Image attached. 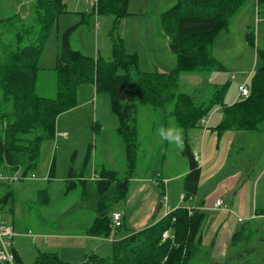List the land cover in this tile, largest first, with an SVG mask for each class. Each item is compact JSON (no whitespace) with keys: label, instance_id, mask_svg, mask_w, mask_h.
Returning <instances> with one entry per match:
<instances>
[{"label":"rangeland","instance_id":"374dc122","mask_svg":"<svg viewBox=\"0 0 264 264\" xmlns=\"http://www.w3.org/2000/svg\"><path fill=\"white\" fill-rule=\"evenodd\" d=\"M62 2L66 11L60 13L50 27L38 60L36 95L55 94V64L61 36L74 24L76 29L70 34L69 44L82 54L94 59H111L112 38L119 37L122 38L125 52L136 56L139 70L169 72L173 69L176 56L169 48L166 36L159 34L156 29L159 14L172 3L166 4L162 0H128L127 14L116 23L113 14H97L98 0ZM35 3L36 0H0V19L13 15L4 22L0 21V56L9 55L16 44L15 33L21 32L24 37V29L28 22H32L31 16L27 17L18 11L19 6L27 10L31 8L30 15L34 12ZM26 17L30 19L27 24L20 23ZM248 30L254 33L252 44L245 39ZM257 48L264 49V12L256 0H246L230 19L227 29L222 30L214 39L212 54L223 67L210 72L183 71L179 74L178 91L190 95L195 101H201L213 96L216 87L225 85L221 93L222 102L227 105L235 102L238 99V86L244 84L249 87L254 69L261 64ZM217 106L222 114L220 104H216L209 111V116L213 115ZM134 123L136 152L132 166L118 132L120 119L112 109L109 93L96 91L95 85L90 82L77 84L74 105L57 115L54 138L43 142L36 168L26 178L16 172L17 179L10 183L13 190L12 203L0 204L3 218L7 223H12L17 231V235L12 238V245L21 264H45L40 258L43 254H54L63 261L81 264L91 251H97L101 256L110 255L112 242L121 239L119 232L123 235L128 233V227L123 225L111 227L106 237L79 238L82 236L70 235L82 233L88 225L89 217L103 216L114 209L123 208L126 192L123 183L126 180L127 184L132 182L134 176H147L149 181L152 177L157 178L156 181L162 180L157 172L162 171L164 158L171 160L172 165L177 164L176 154H171L174 145L161 140L157 134L161 127L177 125L174 116L162 107L137 104ZM212 124L211 121L208 128V133L212 135H207L204 144L206 147L210 144L213 157H219L223 154L224 137L218 135L225 131L218 134ZM192 131L201 133L195 129L190 130L189 134ZM243 133L246 136L242 142L243 147L232 148L229 159L239 164H248L255 174L264 168V121L260 129ZM163 143L166 144L164 148ZM215 143L218 148L214 147ZM184 160L188 169L187 157L184 156ZM180 165L179 161L178 169H181ZM31 174L35 178L28 177ZM152 188L160 198L167 193L163 192L161 186L153 185ZM188 201L183 200L182 203L188 205ZM160 206L165 209V202L158 203L151 216L144 217L140 224L149 223ZM204 213L207 219L202 231L205 235H212L217 214ZM255 223L260 232L256 240V259L250 257L246 263L233 259L232 262L254 264L264 261V215L257 218ZM242 248V244L232 246L231 256L241 254ZM209 256L208 250L201 251L189 264L214 262Z\"/></svg>","mask_w":264,"mask_h":264},{"label":"trees","instance_id":"16d2710c","mask_svg":"<svg viewBox=\"0 0 264 264\" xmlns=\"http://www.w3.org/2000/svg\"><path fill=\"white\" fill-rule=\"evenodd\" d=\"M127 1L98 0L97 14H113L117 23L127 14ZM245 1L176 0L162 11L156 29L166 36L168 46L176 56V63L169 72L139 70L136 56L125 52L119 37L112 38L111 59H94L80 53L69 44L70 34L76 29L74 24L61 36L55 64V94L43 96L34 92L38 60L50 27L66 9L62 0H36L34 12L27 16H31L32 22L24 29L26 35L22 37L21 32H16L15 46L8 56H0V169L10 174L20 172L22 177L32 173L43 142L54 138L57 115L74 105L77 84L90 82L96 91L109 93L112 109L120 119L118 132L132 166L136 152L134 121L137 104L162 107L174 116L176 126L184 133L181 152L188 159V171L183 177V200L192 198L200 179V166L188 144L187 131L197 126L216 104L222 109L216 127L219 131L258 130L264 121V49L257 48L261 64L253 71L250 93L245 98L224 104L221 93L225 85L216 87L213 96L201 101L178 91L179 74L183 71L210 72L223 67L212 54L213 42L220 31L227 29L230 19ZM256 1L264 12V0ZM30 19L20 23L26 25ZM253 38V31L248 30L245 34L247 43L252 44ZM123 189H127V180ZM12 194L10 184H5L1 204L11 202ZM257 214L264 215V209L258 210ZM203 220V212L179 206L148 227L113 241L110 255L99 256L91 252L81 264H189L193 257L206 251L198 238ZM110 228L109 214L105 213L93 219L87 233L106 237ZM168 230L172 231L173 237L162 241V234ZM256 235L254 221L241 223L230 242L233 247L242 244L245 254L237 253L222 262L206 264H236L233 259L246 263L250 257L255 260V251L250 248ZM40 258L45 264H74L54 254H43ZM254 264H264V261Z\"/></svg>","mask_w":264,"mask_h":264},{"label":"crops","instance_id":"0c3cea01","mask_svg":"<svg viewBox=\"0 0 264 264\" xmlns=\"http://www.w3.org/2000/svg\"><path fill=\"white\" fill-rule=\"evenodd\" d=\"M174 1L175 0H162V2L166 4H171ZM30 9L31 8L27 10L24 6L20 5L18 11H21V14L29 16ZM220 32L218 34H220ZM127 53L132 54L130 52ZM214 109L216 111L212 116H209V114L205 116V124L199 123L197 126L190 128L186 134L188 144L200 166V179L196 193L189 199V201L187 200L188 205H184V203H182L183 198L181 199L183 191V177L188 171L185 166L184 156L181 152L183 147L177 149L174 145V149L171 151V154H176L175 161L177 164L172 165L171 160L164 158L162 171L157 172V174H159L158 176L161 177L162 180L158 178L159 180L156 181L157 178L154 179V177H152L151 181H149L150 179L147 176H134L132 177V182H128L126 192L123 196L125 199V205L123 208L118 210L123 212L122 226L124 225L128 227L129 231L125 235L119 232V238H123L130 233L148 227L154 220L156 221L160 219L165 214V210H174L179 206H187L189 209H197L203 213L207 211L211 215L217 214V219L214 223V233H212V235H205L204 231H202L206 222L205 220L207 219L204 213V220L198 233V238L202 247L210 253L209 258L211 257L214 262H222L231 256L232 246L230 240L237 226L246 221L255 222L257 218L262 216L258 215L257 211L264 209V181L261 182L264 176V168L257 170L254 174V171L249 168L248 164H239L238 161L234 162L232 159H229L232 148L243 147L242 142L246 137L243 132L245 131L224 130V134H219L223 133V131L219 132L216 127L220 122L222 114L219 106ZM210 120L213 122V128L218 131L219 135H217L224 137L223 154L219 157H213V149L210 144L208 147L204 144L207 135H212V133H208L209 124L211 123ZM171 123L172 121H170V124ZM194 128L199 129L201 133L199 134L192 131V133L189 134L190 130H195ZM63 135H66V133L63 132ZM216 142L218 143V139ZM165 146L166 144L163 143L162 148ZM214 147L218 148V145L215 143ZM179 161L181 163L180 167L182 166L181 169H178ZM150 182L154 186H161L162 189H164L163 192L165 191L167 193L160 198L158 192L154 191L152 188L153 185L151 186ZM163 194L164 193H162V195ZM40 195H43V193L41 192ZM217 198H221L226 206L216 207L215 200ZM162 201L165 202L166 208L161 209L160 206V208L155 211L154 215H152V219L149 223L141 225L140 220L144 217H150L157 204H162ZM45 202L47 203V200ZM9 203H12V201ZM94 218V216L89 217L88 225L91 224ZM238 218H241V221H239ZM88 225L82 233L70 235L82 236L79 238L91 236L87 233ZM16 233L17 231L14 236L17 235ZM259 233L260 232L257 228V235L250 248L253 251H255V247L257 246L256 240ZM14 252L16 253L15 250ZM87 252H89V250ZM91 252L96 253L97 251ZM245 252L246 250L243 249L242 253L245 254ZM16 256L18 264H21V260L17 253Z\"/></svg>","mask_w":264,"mask_h":264},{"label":"built area","instance_id":"2783aa9c","mask_svg":"<svg viewBox=\"0 0 264 264\" xmlns=\"http://www.w3.org/2000/svg\"><path fill=\"white\" fill-rule=\"evenodd\" d=\"M237 98H245L249 95V87L247 85H239L237 90ZM201 124H205V117L200 119ZM30 178H35L34 174L28 176ZM22 178H26L25 176ZM17 179L16 172L13 174L7 173L0 169V198L2 197V188L5 184H10ZM183 196L181 195V199ZM1 204V199H0ZM216 207H225L223 200L221 198H217L215 200ZM172 210H165V214L171 212ZM164 214V215H165ZM122 217L123 212L120 210H112L109 213L110 226L114 228H118L122 226ZM241 221V218H238ZM15 232L11 224L7 223L6 220L2 218V212L0 210V264H18L16 253L12 248V238ZM167 237H173L172 231L168 230L162 234L161 240H165Z\"/></svg>","mask_w":264,"mask_h":264},{"label":"clouds","instance_id":"9594fccd","mask_svg":"<svg viewBox=\"0 0 264 264\" xmlns=\"http://www.w3.org/2000/svg\"><path fill=\"white\" fill-rule=\"evenodd\" d=\"M161 140L175 145L177 149L183 147V130L178 126L161 127L157 132Z\"/></svg>","mask_w":264,"mask_h":264},{"label":"bare ground","instance_id":"6f19581e","mask_svg":"<svg viewBox=\"0 0 264 264\" xmlns=\"http://www.w3.org/2000/svg\"><path fill=\"white\" fill-rule=\"evenodd\" d=\"M206 126V125H205Z\"/></svg>","mask_w":264,"mask_h":264}]
</instances>
